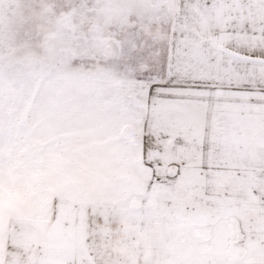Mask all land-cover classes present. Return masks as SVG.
Masks as SVG:
<instances>
[{
  "label": "snow or ice",
  "instance_id": "1",
  "mask_svg": "<svg viewBox=\"0 0 264 264\" xmlns=\"http://www.w3.org/2000/svg\"><path fill=\"white\" fill-rule=\"evenodd\" d=\"M37 131L114 151L134 202L135 248L74 264H264V0H0V200Z\"/></svg>",
  "mask_w": 264,
  "mask_h": 264
},
{
  "label": "rangeland",
  "instance_id": "2",
  "mask_svg": "<svg viewBox=\"0 0 264 264\" xmlns=\"http://www.w3.org/2000/svg\"><path fill=\"white\" fill-rule=\"evenodd\" d=\"M40 15L37 6L22 9L26 26L35 27ZM12 42L17 49L28 45L20 35ZM9 112L11 124L33 116L30 102ZM12 160L0 200V264H74L89 237L109 243L114 254L135 248V233L125 227V204L130 209L134 202L114 151L37 131Z\"/></svg>",
  "mask_w": 264,
  "mask_h": 264
}]
</instances>
